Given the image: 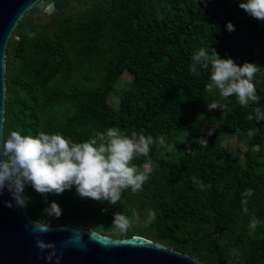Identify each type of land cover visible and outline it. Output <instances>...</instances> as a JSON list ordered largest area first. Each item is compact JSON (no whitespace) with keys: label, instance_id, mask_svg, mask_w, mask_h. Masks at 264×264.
Masks as SVG:
<instances>
[{"label":"trees","instance_id":"1","mask_svg":"<svg viewBox=\"0 0 264 264\" xmlns=\"http://www.w3.org/2000/svg\"><path fill=\"white\" fill-rule=\"evenodd\" d=\"M71 1L40 0L13 29L5 49L1 135L44 132L80 143L118 128L129 137L163 136L174 147L152 145L148 156L135 157L140 171L152 163L149 178L137 193L125 189L116 205L81 198L73 186L47 194L62 209L59 218L48 217L44 196L27 186V215L116 238L140 235L206 264H264V120L247 119L255 107L264 111V21L241 10L242 0H91L78 10ZM49 3L52 10L45 13ZM226 22L235 30L227 31ZM207 47L237 66L261 69L252 81L258 104L224 98L227 108L215 121L220 131L246 141L243 160L221 147L219 132L178 135L197 124L198 108L211 92L219 93L206 87L211 65L190 71L192 56ZM122 70L131 79L123 83L119 106L110 108L107 96ZM201 136L207 148L200 146ZM199 184L209 187L202 191ZM248 188L254 194L245 214L241 201ZM148 209L157 214L151 223ZM116 212L132 221L123 236L112 225ZM253 216L255 228L249 226Z\"/></svg>","mask_w":264,"mask_h":264},{"label":"clouds","instance_id":"2","mask_svg":"<svg viewBox=\"0 0 264 264\" xmlns=\"http://www.w3.org/2000/svg\"><path fill=\"white\" fill-rule=\"evenodd\" d=\"M238 7L249 16L264 21V0H242ZM226 30L234 31V25L226 22ZM198 65L201 69L211 65V82L206 86L208 91H212L215 86L220 96H235L241 106H247L250 101L258 104L260 96L252 82L255 74L261 70L258 65L245 62L237 66L231 58H220L210 47L201 48L192 56L190 71L196 73ZM207 107L209 110L223 111L227 104L216 101L208 103ZM254 114V117L250 114L247 119L255 118L258 122L264 120L261 107H255ZM214 131L209 128L206 136L213 135ZM198 140L201 147H208L205 136ZM152 145L158 149L165 146L169 151L174 147L165 145L163 136L154 139L133 132L129 137L118 128H108L106 132H98L93 138L80 143L72 142L61 134L40 132L36 136H24L18 131H11L7 138L0 135V194L4 190L10 193L11 199L4 201L6 207L26 209L32 198L25 194V189L31 186L35 192L44 196V202L49 205L43 209L45 215L56 218L62 215V209L56 202L47 201V194L60 195L73 186L81 198L116 205L125 189H131L133 193L142 190L150 170L140 171L132 161L137 156H148ZM189 152L194 154L191 149ZM199 187L203 191L209 186L199 184ZM253 194L251 188L242 194L244 199L241 204L245 214L248 213L247 198ZM147 213L149 223L156 220V210L148 209ZM40 223L39 220L34 221L38 226L34 231L46 234L50 230L49 223L43 226ZM258 223L253 216L249 226L255 228ZM112 225L123 236L132 226V221L126 215L116 212L113 214ZM35 244L41 252L47 250L45 260L54 259L59 264L61 256L57 255L53 242L46 243L37 236Z\"/></svg>","mask_w":264,"mask_h":264},{"label":"water","instance_id":"3","mask_svg":"<svg viewBox=\"0 0 264 264\" xmlns=\"http://www.w3.org/2000/svg\"><path fill=\"white\" fill-rule=\"evenodd\" d=\"M38 1L0 0V135L4 118L6 45L19 19ZM10 199L7 190L0 194V264H56L54 259H44L47 250L41 252L36 247L37 236L55 244L57 255L61 256L59 264H206L140 235L116 238L83 224L50 225L46 234H40L34 231L38 226L24 208L5 206L4 201Z\"/></svg>","mask_w":264,"mask_h":264},{"label":"rangeland","instance_id":"4","mask_svg":"<svg viewBox=\"0 0 264 264\" xmlns=\"http://www.w3.org/2000/svg\"><path fill=\"white\" fill-rule=\"evenodd\" d=\"M91 0H72L71 5L72 8L75 10L84 8ZM52 4H47L44 6L45 13H49L52 10ZM264 69V68H262ZM131 79V74L127 70H122L119 76L118 81L115 83L113 90L107 96V104L110 108H117L119 106V93L123 86L124 82H128ZM224 98L220 96L218 92H211L210 98L207 102L203 103L198 108V115H197V124L192 127L191 125L187 130L183 133L178 132V135H188L191 133H205L208 131L209 128L215 129L216 132L220 134V145L221 147L229 150L237 159L243 160L244 157V150L246 148V141L239 137L236 134L230 133L228 131H220L216 126L215 121L218 119L220 115H222L223 111L217 110H209L207 105L208 103L219 101L223 103ZM143 168L149 169L152 167L151 162L144 163L142 165ZM137 223L139 225H143L144 221L140 218H136ZM98 232H100L98 230ZM107 234L112 235L111 232Z\"/></svg>","mask_w":264,"mask_h":264}]
</instances>
